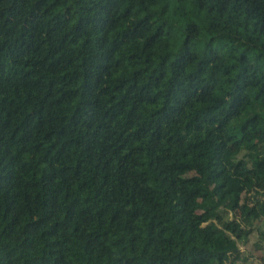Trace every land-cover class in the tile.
<instances>
[{"label": "trees", "instance_id": "trees-1", "mask_svg": "<svg viewBox=\"0 0 264 264\" xmlns=\"http://www.w3.org/2000/svg\"><path fill=\"white\" fill-rule=\"evenodd\" d=\"M263 194L264 0H0V264H264Z\"/></svg>", "mask_w": 264, "mask_h": 264}, {"label": "rangeland", "instance_id": "rangeland-1", "mask_svg": "<svg viewBox=\"0 0 264 264\" xmlns=\"http://www.w3.org/2000/svg\"><path fill=\"white\" fill-rule=\"evenodd\" d=\"M261 198H264V194L261 196ZM247 239H248V241H252V240L256 239L254 231H251L248 234ZM262 244L264 246V241L262 242ZM238 247H239V249H243L244 245L243 244H238ZM252 254H255V255L258 256L260 254V250L256 249V250L252 251ZM237 256H238L237 250L229 252V253L226 254V256L224 258V261H225L226 264H228L229 261H231L232 259L237 258Z\"/></svg>", "mask_w": 264, "mask_h": 264}]
</instances>
